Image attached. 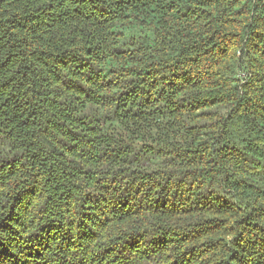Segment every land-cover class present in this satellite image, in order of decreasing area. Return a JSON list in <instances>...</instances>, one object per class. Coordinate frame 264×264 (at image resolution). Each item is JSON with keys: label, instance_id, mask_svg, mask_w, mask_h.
Instances as JSON below:
<instances>
[{"label": "trees", "instance_id": "16d2710c", "mask_svg": "<svg viewBox=\"0 0 264 264\" xmlns=\"http://www.w3.org/2000/svg\"><path fill=\"white\" fill-rule=\"evenodd\" d=\"M0 264H264V0H0Z\"/></svg>", "mask_w": 264, "mask_h": 264}]
</instances>
